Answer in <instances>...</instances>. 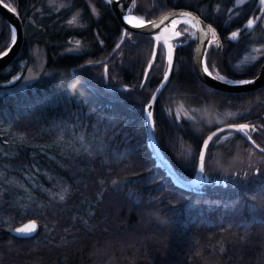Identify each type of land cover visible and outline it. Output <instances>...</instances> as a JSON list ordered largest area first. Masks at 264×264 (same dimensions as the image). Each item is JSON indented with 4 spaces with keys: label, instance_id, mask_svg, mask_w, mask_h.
Here are the masks:
<instances>
[{
    "label": "trees",
    "instance_id": "16d2710c",
    "mask_svg": "<svg viewBox=\"0 0 264 264\" xmlns=\"http://www.w3.org/2000/svg\"><path fill=\"white\" fill-rule=\"evenodd\" d=\"M4 1L17 9L24 41L15 60L0 70V264H264V159L255 168L246 161L249 150L264 153L238 132L227 136L206 160L210 182L190 190L177 187L156 164L143 106L162 78L159 51L140 87L151 58L150 37L128 31L130 39L123 36L114 53L122 29L102 0H72L65 11L39 18L35 10L42 0ZM73 9H79L83 26H69L65 13ZM168 9L164 0H135L130 13L147 21ZM10 41L9 24L0 16V52ZM77 41L79 50L68 51ZM34 44L52 73L27 87L20 86L21 76L8 82L17 61L31 60ZM191 47L189 41L175 48L169 78L175 88L164 89L154 106L155 142L187 178L195 173L203 134L215 124L181 118L183 130L174 126L176 103L195 113L242 110L244 117H257L258 129L264 126V87L224 97L218 91L208 101L205 85L192 72ZM89 61L94 63L79 78L90 86L66 95L61 86L69 70ZM96 62L107 64V79ZM250 134L264 148V132ZM179 142L191 150L188 156ZM217 161L222 172L240 173L238 182L215 183L221 179ZM27 220L38 223L32 238L10 233Z\"/></svg>",
    "mask_w": 264,
    "mask_h": 264
},
{
    "label": "snow or ice",
    "instance_id": "6c2138e0",
    "mask_svg": "<svg viewBox=\"0 0 264 264\" xmlns=\"http://www.w3.org/2000/svg\"><path fill=\"white\" fill-rule=\"evenodd\" d=\"M50 3H55V0H49ZM104 2L111 6L113 4L116 5V10L120 11L122 19L125 21L126 24L131 25L134 28L138 29H143L146 34L150 36V41L152 44V56L151 59L147 62L144 73H143V79L141 81L140 87L143 88L145 83H147V78L149 73L153 70L154 65L156 63V55L157 51H159V55L161 58V64L163 65L160 68V71L162 72V78H161V84L160 87L155 89V92L150 95L149 100L144 104V113H145V119H144V131L145 134L148 135L149 133L152 135V137L158 139L157 136V122L154 117V106L157 100V95H162V92L164 89L167 87L171 86L175 88V85L171 84L170 81V75L173 73L174 65H173V60H174V53H175V47L174 45L170 42V39H166L163 35L164 32L171 30L174 31V38L178 41L179 44L185 43V41H181L180 37L184 35L185 32H187V29L184 30V32L180 31H175L179 21L175 19V15H188L186 13H179V14H173V16L170 18L168 16H165L160 19L159 23L153 20H139L136 23H133V18H130L126 15V13L129 11V8L135 5V0H104ZM234 4L240 5L244 2V0H233ZM259 5L261 6V10L264 11V0H258ZM0 5H3L6 8H9L10 6L4 2V0H0ZM125 5H128V7H125ZM58 10V9H57ZM219 11V9H216ZM10 11H12L14 14H17V9L15 7H10ZM227 12L229 15L233 13V9L229 8L227 9ZM238 14V13H237ZM18 15V14H17ZM76 20V17L74 16L72 20L69 21V23H74ZM260 20V17L257 16L255 19H249L247 24L245 25L246 29H251L254 24ZM165 21H168L166 24ZM186 24H190L191 21H185ZM195 27V25H193ZM210 28V26H209ZM155 29H160V34H153V30ZM201 31H204L203 28H201ZM11 32V43L8 46L7 50L4 52L0 53V58H3L4 56H7L8 53L11 51V48L16 45L17 39H18V34H17V29L15 26H11L10 28ZM205 36L208 35L207 32H204ZM130 33L128 32L127 29H124L122 31V37L123 36H128L130 39ZM238 37V32H232L231 33V39H236ZM215 37L213 36V41ZM213 41H209V44H211ZM102 43V42H101ZM124 43L123 38L119 43L116 44L113 52L116 53L120 48L121 45ZM77 46H79V41L76 42ZM205 49L207 48V45L204 46ZM77 49H70L69 51H75ZM257 51V50H253ZM206 51L204 53H201V55L196 57V67L198 72L200 73V78L202 80L204 79H211L215 80L218 83H223L227 85H234V86H243V85H250V84H255L256 79H243V80H236V79H229L224 76H219V77H213V73L209 71L208 67V62L206 60ZM253 61L256 59V57L251 58ZM94 62H87L86 64H82L78 66V68H73L69 70L68 73V80L66 81V85L61 86V90L65 92L66 95H73L74 90L77 89H83L87 88L90 86L91 81L89 80H82L79 78V74L84 71L87 67L92 65ZM96 63H101L104 67V73L102 75V79H107V73H108V67L107 64L104 62H96ZM234 71H241V65L236 64L233 66ZM20 77H12V81L10 83L19 80ZM206 92L205 96L208 101H211L214 97L219 96V92L211 85L207 84L205 85ZM90 91L94 90L92 88L89 89ZM124 91H130L128 88H124ZM82 94V93H81ZM226 104L230 103L227 99L224 101ZM168 115L171 117L172 113L168 112ZM186 115V114H185ZM241 116L244 114L241 113ZM187 121L191 122L192 118L187 117ZM174 126H180L181 129L182 125H180V120H179V115H176V118L172 121ZM229 129L231 131L228 132V136H231L235 133H240L243 135V137L249 141V143L254 147L256 150H258L261 153H264V148H261L259 144L256 143L255 140L252 139V136L249 134L251 133H257V132H264V126H261L259 129L256 127L254 124H232L229 126ZM225 132V129L223 128H217V131L212 132L211 135H208L207 138H201L202 143L200 144L199 148L196 150L195 153V172L198 173L199 175V180L197 181L198 184H205L210 182V177L212 176V173L206 171V160L211 161L213 158V155H216L214 150L218 148L221 143V134ZM214 137L216 138L214 140ZM80 139H83V137H80ZM212 146L213 152H209V146ZM257 174H260V170L257 169ZM217 173L221 176L220 180H215L214 182L219 184L225 181L231 180L232 182H238L240 178V173L238 172H230L225 174L222 172L219 168V162L217 161ZM0 176H2V173H0ZM244 176H247V173H244ZM9 183H12L11 181ZM113 184L116 185L117 181H113ZM66 191V190H65ZM3 189L0 188V194H2ZM60 200H64V195H60ZM37 225L35 221H32L30 225H27L25 227L21 228H15L13 231L16 233L18 238H32L33 234L36 233L37 231ZM223 251V249H222Z\"/></svg>",
    "mask_w": 264,
    "mask_h": 264
},
{
    "label": "flooded vegetation",
    "instance_id": "af4514ba",
    "mask_svg": "<svg viewBox=\"0 0 264 264\" xmlns=\"http://www.w3.org/2000/svg\"><path fill=\"white\" fill-rule=\"evenodd\" d=\"M164 1L169 6L168 10L172 8L188 9L196 13L201 19H203V21L206 22L208 26H210L207 48L205 50V58L208 62L209 71L213 73V77L224 76L229 79L243 80L253 78L258 74L260 66L264 60V11L261 10V6L259 5L258 0H244V2L240 5L234 4L233 0ZM217 8L219 9V11L216 10ZM229 8L233 9V13L231 15H229L227 12V9ZM257 16L260 17V20H258L251 29H246L245 25L247 24L248 20L250 18L255 19ZM179 23H184L189 27V30H187V32H185L184 35L180 37V40L185 41V43L179 44L177 40L172 41V43H178V45L176 46L178 48L191 41L192 67V56L195 46L196 29L193 27L192 23ZM178 28L180 32H184L185 30L180 29L179 26ZM232 32H238V37L236 39H231ZM213 36L215 37L214 41ZM209 41L213 42L209 44ZM254 49L257 51H253ZM253 56L256 57L254 61L251 59ZM236 64L241 65V71H234L233 66ZM192 72L195 75L193 68ZM219 92H222V96L224 97V91ZM199 113L202 114L195 113V118L197 115H199L201 119L202 117L205 119L208 117L207 112L202 111ZM261 117L264 118V113L261 114ZM256 119L257 117H253L252 115L245 117L243 116L238 117L234 122L229 123L243 122L255 125ZM223 124L227 123L223 122L219 125H215L214 127ZM210 130H208V132ZM208 132L203 134L202 137L204 138V136ZM226 133H228V131L222 133L221 137ZM221 139L222 141H224L223 137ZM183 178L188 179L184 176Z\"/></svg>",
    "mask_w": 264,
    "mask_h": 264
},
{
    "label": "water",
    "instance_id": "95a60500",
    "mask_svg": "<svg viewBox=\"0 0 264 264\" xmlns=\"http://www.w3.org/2000/svg\"><path fill=\"white\" fill-rule=\"evenodd\" d=\"M102 1L104 2V0H102ZM6 4H8V3H6ZM104 4L112 11L113 15L115 16L119 25L121 26L122 31L124 29H127L129 32L139 33V34H143V35L150 37L148 34L145 33V31L143 29L134 28L131 25L126 24L125 21L121 17L120 11L116 10L115 4H113L111 6L107 5L105 2H104ZM8 5L10 7H13L11 4H8ZM10 7L6 8L3 5H0V16L8 22L10 28H11V26H15V28L17 29L18 39H17L16 45L11 48V51L8 53V55L4 56L3 58H0V70L9 66L15 60V58L17 57V55L19 54V52L23 46V41H24V29H23L22 20L19 16L18 12H17V14H18L17 15V14H14L12 11H10ZM125 7H128V5H125ZM179 13H186L188 15H175L176 20H178L179 22H185V20L182 19V17H185L186 19H188V21H191V23L193 25H195L194 28L196 29V37H195V46H194L193 56H192V68L194 70L195 75L197 76V78L202 83H204L205 85L211 84L216 90L224 91V92H228V93L249 92V91H253V90L264 87V60L260 66L258 74L256 76H254L253 78H250V79H256L257 77H259L258 79H256L255 84L243 85V86H234V85H227V84H223V83H218L217 81L211 80V79L202 80L200 78V73L198 72L197 67H196V57L201 55V53H204L206 50L204 46L207 45V41H208L209 33H210L209 32V26L206 24V22L203 21V19H201L196 13H194L188 9H185V8H172V9L164 12L163 14H161L160 16H158L157 18H154L152 20L159 23L161 18H163L165 16H168L171 18L173 16V14H179ZM129 14L134 15V14L130 13V8H129V11L126 13V15H129ZM134 16H136V15H134ZM136 17H138V16H136ZM140 20H143V19H140ZM144 21H146V20H144ZM165 23L167 24L168 21H165ZM201 28H203L204 31H201ZM175 31H179L178 25H177ZM204 32H207L208 35L205 36ZM121 34H122V32H121ZM153 34H160V29L153 30ZM163 35L166 39L171 38L170 39L171 43H172V41L176 40L174 38V31L171 30V28L169 29V31L164 32ZM122 38L123 37H121V39ZM121 39H120V41H121ZM10 43H11V41H10ZM10 43H9V45H10ZM173 45H174V47H176L178 45V43L175 42ZM8 46L3 51H1L0 53L7 50ZM114 48H113V50H114ZM151 56H152V52H151ZM160 84H161V80L159 81V83L157 84L155 89L159 88ZM155 89L152 92V94L155 92ZM144 119H145V113H144ZM232 124L239 125V124H247V123H243V122L227 123V124H223V125L214 127L204 136V138H207V136L211 135L212 132L217 131L218 127L225 129V131H231V129H229V126ZM147 140H148V145L150 146L151 150L154 151L153 155H155L156 158L158 159L156 164L165 170L166 175L172 180V182L177 187L190 190V189L194 188L195 186L201 185V184L197 183V181L199 180V175L197 172H195L194 175L188 179L183 178L181 175L178 174V172L172 167V165L163 157L162 153L160 152V150H159V148L155 142V138L152 137V135L150 133L147 135ZM32 221H35V220H27V221L15 226L14 228H12L10 233L17 236L16 233L13 231V229L21 228V227H25L27 225H30V223ZM35 223L38 226V223L36 221H35ZM37 231H38V227H37Z\"/></svg>",
    "mask_w": 264,
    "mask_h": 264
},
{
    "label": "rangeland",
    "instance_id": "374dc122",
    "mask_svg": "<svg viewBox=\"0 0 264 264\" xmlns=\"http://www.w3.org/2000/svg\"><path fill=\"white\" fill-rule=\"evenodd\" d=\"M71 1L72 0H55V3H50L49 0H42L40 6L37 7L35 10L36 17L39 18L41 15L48 16V15L53 14L54 12L57 13L62 9L65 11L66 8H69L72 5ZM74 16L76 17V20L74 23H69V26H71L72 28H74L76 26H83V23H81L79 21V9H73V10L69 11V13H67V12L65 13V18L67 19L68 22L70 20H72V18ZM138 18L142 19L140 17H138ZM183 20H185V19H183ZM185 21H188V20H185ZM77 22H80V23H77ZM52 30L53 29H51V31ZM40 48L41 47H39L35 44L33 45L31 60L28 62V64L25 63L24 60L23 61H17L15 64V66L17 68V73H15L12 77H14V76L20 77L21 76V80H20V86L21 87L31 86L32 84H34L38 80H40L46 76H49L52 73V70L46 68V66L44 64V54ZM77 48L79 50V46L70 45L67 50L69 51L70 49H77ZM23 69H24V71H23ZM12 77L9 79L8 82L12 81ZM21 87H19V88H21ZM174 108H175V114L179 115V119L184 118V120H187V118H186V115H187V117H191L193 120H195V123L196 122L200 123L203 121L205 124H208V125L209 124L219 125V124L224 122V119L236 118L237 116H239L243 112L242 110L230 111V110H227L224 108H220L218 110H210L209 108H205L203 111H205L207 113H211V115H209L206 119L203 117L201 119L199 117V115H197L195 118L196 108H193V107L185 108L180 103H176L174 105ZM199 112L200 111H198V114H202ZM0 122L2 123L3 120L0 119ZM191 122H192V120H191ZM1 129H4V126H2ZM227 136H228V133L222 135L223 138H225ZM181 143L183 144V142H179V145H178L179 150H181L182 153H184L185 155L188 156V154H190L191 150L187 146H183ZM263 159H264V156L258 155L255 152H253L252 150H249L246 161H247L248 167H250V168L254 167L255 168V167H258L259 164H261L260 162H262ZM236 160L234 159L233 161L237 162ZM214 167L217 170V165H215Z\"/></svg>",
    "mask_w": 264,
    "mask_h": 264
},
{
    "label": "bare ground",
    "instance_id": "6f19581e",
    "mask_svg": "<svg viewBox=\"0 0 264 264\" xmlns=\"http://www.w3.org/2000/svg\"><path fill=\"white\" fill-rule=\"evenodd\" d=\"M128 17H130V18H133V22L134 23H136V22H138L140 19L138 18V17H136V16H134V15H127ZM182 19H185V20H188V19H186L185 17H182Z\"/></svg>",
    "mask_w": 264,
    "mask_h": 264
}]
</instances>
